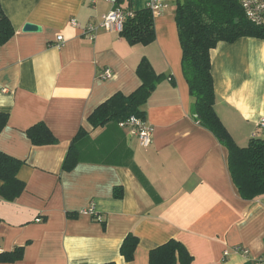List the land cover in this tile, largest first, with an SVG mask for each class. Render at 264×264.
<instances>
[{"label": "crops", "instance_id": "1", "mask_svg": "<svg viewBox=\"0 0 264 264\" xmlns=\"http://www.w3.org/2000/svg\"><path fill=\"white\" fill-rule=\"evenodd\" d=\"M147 3L119 0L118 6L133 12ZM0 5L14 29L0 45V114L7 115L0 153L23 162L17 178L24 184L16 199L0 197V253L23 247L19 260L0 264H149V252L171 239L185 247L188 264H254L264 256V196L240 197L226 149L190 114L175 0L153 17L155 39L148 45H129L107 30L89 39L83 28L110 10L103 0ZM25 24L37 29L24 32ZM209 56L219 120L240 148L252 138L264 141L258 128L264 39L219 42ZM143 58L164 76L143 106L152 128L147 148L116 123L93 128L87 121L115 93L127 96L140 86L136 68ZM103 69L111 78H97ZM40 122L56 144H31L26 131ZM80 129L84 134L74 143L79 162L64 171ZM91 204L96 218L85 212ZM128 234L138 238L130 262L119 253ZM235 246L248 255L233 253Z\"/></svg>", "mask_w": 264, "mask_h": 264}, {"label": "trees", "instance_id": "2", "mask_svg": "<svg viewBox=\"0 0 264 264\" xmlns=\"http://www.w3.org/2000/svg\"><path fill=\"white\" fill-rule=\"evenodd\" d=\"M175 25L181 50L180 66L192 101L190 114L195 122L208 130L227 151V167L240 197L253 200L264 196V141L252 138L245 147H238L219 120L214 110L215 92L211 75L210 51L219 42L233 43L241 38L264 39V27L249 22L237 0H175ZM14 29L0 5V45L7 43ZM119 35L129 45H148L155 39L153 16L147 9L134 10L127 18ZM136 74L140 86L125 96L115 93L100 104L87 118L93 128L108 123L122 122L130 116L144 120L143 106L164 78L157 75L146 59H141ZM7 115L0 114V131ZM34 146L53 145L57 139L44 123H37L26 131ZM84 132L80 129L72 140L62 163V170L70 171L79 162L74 143ZM23 162L0 153V197L6 201L16 199L24 190L17 178ZM113 196L121 197L115 188ZM71 217V215H68ZM138 238L128 234L122 241L119 253L126 262L133 260ZM23 247L0 253V263L19 260ZM149 264H188L191 256L176 240H169L151 250Z\"/></svg>", "mask_w": 264, "mask_h": 264}, {"label": "built area", "instance_id": "3", "mask_svg": "<svg viewBox=\"0 0 264 264\" xmlns=\"http://www.w3.org/2000/svg\"><path fill=\"white\" fill-rule=\"evenodd\" d=\"M103 1L111 6L110 10L102 16L100 22L87 24L83 28L84 34L91 40L94 39L98 30L115 31L119 33L122 30L125 20L132 17L131 11L123 10L118 6L119 0ZM165 1L166 0H148L146 9L150 11L153 17H155L166 7ZM237 2L249 22L264 27V0H237ZM71 24L73 26H78V24L73 20L71 21ZM62 43L63 38L58 36L56 44L60 45ZM111 76L112 73L109 69H103L97 73V78L101 80H107L111 78ZM118 126L122 129H126L128 134L135 137L139 146L147 148L151 144L152 128L146 124L143 119L130 116L128 119L119 122ZM258 128L264 134V118L259 121ZM85 212L91 216H96L92 204L87 210H85ZM233 253L247 256L248 250L241 246H235L233 248ZM223 254L224 257H226L229 253L228 251H224ZM254 264H264V256H261Z\"/></svg>", "mask_w": 264, "mask_h": 264}, {"label": "water", "instance_id": "4", "mask_svg": "<svg viewBox=\"0 0 264 264\" xmlns=\"http://www.w3.org/2000/svg\"><path fill=\"white\" fill-rule=\"evenodd\" d=\"M35 29H37L35 26L31 25V24H25L23 31L24 32H29V31H34Z\"/></svg>", "mask_w": 264, "mask_h": 264}]
</instances>
